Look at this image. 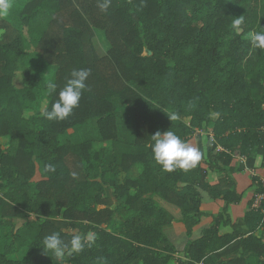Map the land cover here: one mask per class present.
Wrapping results in <instances>:
<instances>
[{
	"label": "trees",
	"instance_id": "trees-1",
	"mask_svg": "<svg viewBox=\"0 0 264 264\" xmlns=\"http://www.w3.org/2000/svg\"><path fill=\"white\" fill-rule=\"evenodd\" d=\"M99 2L11 0L19 23L0 17V138L8 139L0 144V264H57L38 244L52 232L65 241L96 236L62 264H171L178 249L164 229L175 218L159 200L181 210L191 237L204 193L224 200L222 211L176 264H264L260 177L252 176L260 203L250 199L241 222L228 211L243 196L235 157L246 159L240 170L253 169L254 152L264 167V50L249 39L264 33V0H111L106 13ZM26 54L31 77L19 87ZM82 68L91 74L79 106L63 121L45 119L42 102L50 110ZM49 80L58 86L52 95ZM168 129L186 142L198 137L197 167L165 172L154 161L151 135ZM211 171L220 174L215 183Z\"/></svg>",
	"mask_w": 264,
	"mask_h": 264
},
{
	"label": "clouds",
	"instance_id": "clouds-1",
	"mask_svg": "<svg viewBox=\"0 0 264 264\" xmlns=\"http://www.w3.org/2000/svg\"><path fill=\"white\" fill-rule=\"evenodd\" d=\"M110 4L111 0H100L98 7L106 13ZM11 7V0H0V17L7 16ZM242 23V16L232 21L234 28H238ZM249 39L254 47L264 50V33H252ZM90 74V69H73L63 87L59 89L58 98L52 103L50 110H43L41 115L49 121H63L68 118L79 106L83 93L89 90L86 81ZM57 87L55 82L49 80L46 84L47 93L49 95L56 93ZM167 114L171 121L178 119L175 112ZM151 139L153 159L165 172H173L177 169L188 172L197 167L202 158L199 149L181 139L172 130L157 131L151 135ZM44 171L54 172L55 166L47 164ZM95 241L96 236L91 232L77 233L67 241L62 238L59 232H52L45 235L38 244L45 254L50 253L52 257H55L57 264H62L66 257L82 252L86 246L92 247Z\"/></svg>",
	"mask_w": 264,
	"mask_h": 264
},
{
	"label": "rangeland",
	"instance_id": "rangeland-1",
	"mask_svg": "<svg viewBox=\"0 0 264 264\" xmlns=\"http://www.w3.org/2000/svg\"><path fill=\"white\" fill-rule=\"evenodd\" d=\"M18 12H19L18 10L16 9L14 10L10 8L8 14V17L10 19H13L15 24L19 23ZM2 32L3 31H0V37ZM93 41L97 52L100 55H104L106 50L102 46L98 36H95ZM32 62H33V57H31V55L29 54H26L21 58L19 62L18 70L16 72L17 76L15 82L17 86L21 87L31 77L30 74L31 72L29 73V70L30 67L32 66ZM45 74L48 78L53 80V71L51 69L47 70ZM45 108H46V100L41 104L40 113H42V111L45 110ZM211 127L212 126L210 125L209 129ZM200 134L201 136L205 135L203 132H201ZM7 141L8 139L6 137L0 138V144L4 147L6 146ZM187 142L191 146L196 147L198 149V137L194 136L191 139H189ZM96 147L99 149L103 147L110 149L111 144L99 143L96 145ZM253 154L256 157V163L253 169L250 168H245L244 170L239 169L240 164L246 163V159L244 157L236 156L233 162L234 173L232 176L236 181V189L237 191L242 192L243 194L241 200L238 203L230 205L228 209L232 221L236 223L241 222L243 220L245 212L248 209H250V206L248 205V201L253 197H255V192L258 187V182L252 179L253 174L255 176L260 177L261 182H264V167L261 165V156L256 155V153L254 152ZM219 177L220 174L218 172L211 171L208 180L211 183H215ZM203 196H204V206H203L204 214L201 218V222L194 229L193 235L191 237L187 235L184 224L180 222V219L182 217L181 210L177 206L171 203L165 202L163 200H159L160 205L175 218L174 222L171 225L165 227L164 229L170 240L174 243V245L178 249L174 259L171 261V264H176V258L181 257V250L183 249L187 241H189L190 239H196L199 236H201L203 230L210 225V222L213 219V217L222 211L223 205L225 203L224 200L222 199L212 200L211 197H209V195H207L206 193H204ZM261 198L262 195H256L254 204L258 205L260 203ZM212 202L213 204H211ZM22 222L23 220L21 219L16 220L14 223L15 227H18ZM232 230H233L232 227L228 226L222 228L221 233L231 232ZM25 253H26V249H23L20 253L15 255L14 258L21 259L24 257Z\"/></svg>",
	"mask_w": 264,
	"mask_h": 264
},
{
	"label": "crops",
	"instance_id": "crops-1",
	"mask_svg": "<svg viewBox=\"0 0 264 264\" xmlns=\"http://www.w3.org/2000/svg\"><path fill=\"white\" fill-rule=\"evenodd\" d=\"M239 192V191H238ZM240 193H242V192H240ZM211 204H213V202L211 203ZM203 206H204V203H203ZM202 210H203V207H202ZM212 221V220H211ZM211 223V222H210ZM207 228V227H206Z\"/></svg>",
	"mask_w": 264,
	"mask_h": 264
}]
</instances>
